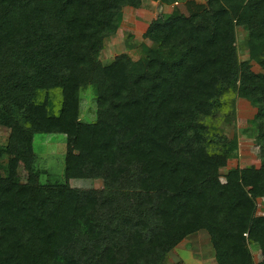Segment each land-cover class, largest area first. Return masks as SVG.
Instances as JSON below:
<instances>
[{
	"label": "trees",
	"instance_id": "trees-1",
	"mask_svg": "<svg viewBox=\"0 0 264 264\" xmlns=\"http://www.w3.org/2000/svg\"><path fill=\"white\" fill-rule=\"evenodd\" d=\"M143 1L0 0V264H167L200 231L216 264H249L250 248L264 264V0H149L187 13L153 20L138 60L102 63ZM237 100L254 110L261 164L209 184L238 150ZM38 134L65 137V183L40 182Z\"/></svg>",
	"mask_w": 264,
	"mask_h": 264
},
{
	"label": "rangeland",
	"instance_id": "rangeland-1",
	"mask_svg": "<svg viewBox=\"0 0 264 264\" xmlns=\"http://www.w3.org/2000/svg\"><path fill=\"white\" fill-rule=\"evenodd\" d=\"M194 1L200 4L206 3V0ZM186 13L184 3L165 6L149 0H144L138 9L124 8L123 19L117 33L105 40L101 54L102 63L107 64L121 54H127L133 60H138L143 56V45H150L143 35L153 20L160 16ZM236 35L239 59L246 60L248 55L243 47L245 32L237 28ZM95 99L92 87L80 91V120L82 122L92 123L96 120ZM237 106L235 130L238 137V150L228 156L227 166L220 170V177L211 180L209 184L223 183V177L230 169L260 167V152L255 143L256 133L253 131L251 122L254 110L250 104L241 100H237ZM222 128L226 136L232 134L231 126L223 123ZM6 138L7 131L0 128V149L5 147ZM65 144L66 139L63 135L38 134L34 136L35 167L41 172L39 179L42 184L66 182L64 176ZM69 185L79 189H97L100 186L98 181L86 179L70 180ZM263 209V200H258V214H262ZM260 258V252L257 249H249V264H256ZM167 264H216L208 234L200 231L185 238L167 257Z\"/></svg>",
	"mask_w": 264,
	"mask_h": 264
}]
</instances>
